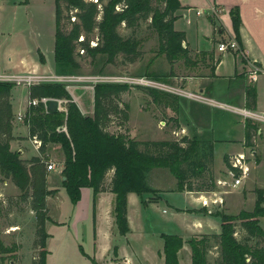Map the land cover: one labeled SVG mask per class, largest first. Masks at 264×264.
<instances>
[{
	"label": "trees",
	"instance_id": "16d2710c",
	"mask_svg": "<svg viewBox=\"0 0 264 264\" xmlns=\"http://www.w3.org/2000/svg\"><path fill=\"white\" fill-rule=\"evenodd\" d=\"M96 1L98 3L100 0ZM119 7L120 10L116 11ZM54 9V61L55 73L58 75H76L75 72L80 70V64L75 58L79 57L76 53L79 47L84 51L85 57L91 60L105 56L106 63L112 64L117 60V56L121 55L125 63H136L141 55L139 42L132 38L119 37L116 30L121 23L127 28H135L139 19L148 17L150 26L157 35V52L166 58L171 69L179 60L186 66L193 63L189 57L190 52L184 47V33L174 30L176 13L182 9L178 0H109L103 6L98 23L96 18L100 12L91 0H54ZM72 16L75 17V22H70ZM231 17L237 35L241 26L237 9L231 11ZM61 21H67L66 23L72 26L69 33L62 30ZM95 29L101 37L96 46L90 47L87 37L83 42L77 43L82 34L86 36ZM169 75L173 76V72L170 71ZM14 86L11 83H0V177L2 181L9 180L17 188L19 199L29 201L30 209L34 213L35 247L40 249L36 264H45L47 255L45 247L49 235L45 232V224L51 219L48 216L46 198L57 193L48 190L46 182L48 163L43 156L49 145L59 144L63 150L65 167L62 176L65 177L69 191L74 194L73 200L76 201L78 189L84 187H92L93 196L108 191L115 195L113 214L117 230L123 236L129 232L127 194L133 193L141 197L142 205H145L144 195L157 193L147 184L146 175L152 169H167L175 178L176 191L179 192H212L214 189L212 143L189 140L186 137L176 141L137 142L131 140L126 133L113 134L109 131L114 118H119L123 126L129 120L128 104L121 103L123 94L130 89L126 84L95 85L94 114L89 117L83 115L74 103L69 102L67 114H47L44 106L46 99H71L65 86H29V103L23 123L27 127L28 138L38 143L40 155L28 161L20 160L19 155L9 148V142L13 140L11 130L14 120L10 92ZM246 90L248 105H252L255 103L256 91L251 87ZM32 102L36 104L32 105ZM245 122V139L250 146L251 137L258 128L248 121ZM63 124L68 129V137L57 130ZM121 125H118V128L124 129ZM223 160L228 172L234 177H239L240 171L232 167L233 159L225 156ZM90 165L93 167V173L91 180H88L86 171ZM110 170H113V175L106 185V175ZM204 174L207 177H204ZM254 193L256 201L252 212L230 216L215 212L213 215L220 221L221 233L196 236L186 242L191 249V264H211L207 262L206 256L210 247L209 241L213 239H217L221 247L220 260L214 264H264V231L258 226L257 220L264 219V193L260 190ZM1 211L0 200V215ZM234 221L240 223L241 231L245 235L243 242L237 241L234 236ZM161 239L164 264H178V253L183 248V239L166 234H162ZM250 239H257L259 243L249 245ZM246 259H249L248 262ZM92 264L98 263L93 260Z\"/></svg>",
	"mask_w": 264,
	"mask_h": 264
},
{
	"label": "crops",
	"instance_id": "0c3cea01",
	"mask_svg": "<svg viewBox=\"0 0 264 264\" xmlns=\"http://www.w3.org/2000/svg\"><path fill=\"white\" fill-rule=\"evenodd\" d=\"M178 2L182 9L176 13L177 19L173 22L174 30L184 33L186 40L184 47H187L190 52L189 57H191L193 63L186 66L182 60H179L174 63L171 69L166 58L160 54L148 61L145 67L146 70L153 68L156 73L158 72L162 76L167 74L168 77L170 71H172L173 76H170L169 79L171 78L172 83L175 84L173 86L165 85L168 89L162 90L161 98L157 102L152 101L155 98L156 91L148 89L147 93L144 94L147 98V104L142 110L149 113L150 120L156 126H163V124H159L160 122H163L164 126L167 124L170 139L161 141H176L186 137L189 140L212 143L213 151L218 143H227L229 148L224 157L242 158L244 160L243 164L247 166L246 177L238 186L241 187L237 193L240 205L236 212L230 211L223 197L229 194L230 189H237V187H232L233 178L225 167L219 171L220 176H213L216 184L212 192L176 191L175 178V185L171 186L170 189L151 188L148 179L149 172L151 174L163 168L152 169L147 173L148 186L160 194V198L156 201H150L149 197L144 195L146 204L143 206V210L163 200L168 209H162L161 212L169 215L165 223L169 226L170 231L166 235L180 236L184 241L183 248L178 253V264H191V249L186 242L196 236H212L221 233L220 221L213 215L215 212H221L229 216L238 215L241 212H252L256 201V193L254 192L260 190L264 193V0H178ZM233 9L238 10L239 21H241L237 35L234 32L231 17ZM214 10L219 11V14L214 15ZM197 12H200V14L197 15ZM54 34L55 26L51 31V43L49 40L44 43L41 40V44L44 45L42 47L40 44H35L31 48V45H25V50L2 49L0 52V74L17 76L36 73L53 74L55 72ZM225 41H235L238 49L219 53L217 45ZM196 56H200L201 60L196 61ZM156 62L162 65L160 70L158 67H154ZM177 66H180L182 70L180 74L174 72ZM253 69H261L255 81L250 78ZM248 87L256 91L255 103L252 105H248L247 101L246 89ZM65 89L83 115L89 117L94 114L93 87L78 88L72 86ZM186 90L200 94L201 97L203 96V100L188 98L185 95L191 94L187 93ZM48 100L51 99H46V101ZM58 102V106L62 110L61 100H58ZM28 103L27 86L19 85L11 90L10 105L14 120L11 130L13 140L9 142V148L12 152L17 153L19 159L23 161H28L40 155L38 146L28 138L27 127L23 123ZM82 105L85 106L84 109L87 112L82 110ZM244 111L254 115L255 118L242 116L241 113ZM185 114L190 122H181ZM20 115L22 120L18 121ZM129 121L130 113L127 124ZM245 121L258 128V131L251 137L250 146L245 139ZM216 127L224 130L223 140H216L207 135L214 131ZM57 130L61 131L62 129ZM127 134L131 137L129 129ZM49 146L43 157L47 160V163L56 162L50 158ZM53 147L61 151L58 144L53 145ZM60 158H63V156ZM61 161V159L57 161L59 168L57 166L56 169L47 174L48 190L57 191L54 184L58 178H61L63 172ZM112 175L113 170H110L106 175L107 183L110 182ZM8 182L9 180H4L2 183L5 186L9 184ZM51 183L52 186L50 187ZM12 186L14 190H17L14 185ZM108 194L112 197L109 198L112 200L109 208L111 215L115 195L109 191L99 193L101 196ZM177 194L184 198L183 205L175 200ZM134 195L128 193L126 196L129 232L125 236H120L116 231L117 235L122 238L124 246L114 247L118 250L123 248L126 251L129 250L125 255L115 256L112 264H149L153 262L152 257L154 255L150 257L146 251L149 248L144 246L141 249L130 244L129 235L132 232L130 205L134 206L137 201ZM247 201L253 204L251 211L243 209ZM110 217L112 226H114L113 215ZM161 235L158 236L160 239ZM157 257L164 262L163 248L162 252L157 253Z\"/></svg>",
	"mask_w": 264,
	"mask_h": 264
},
{
	"label": "rangeland",
	"instance_id": "374dc122",
	"mask_svg": "<svg viewBox=\"0 0 264 264\" xmlns=\"http://www.w3.org/2000/svg\"><path fill=\"white\" fill-rule=\"evenodd\" d=\"M91 1L97 5L100 12L96 18V22L98 23L102 16L101 11L103 10V6L106 5L109 0H100L98 3H96V0ZM53 8L54 0H0V52L2 49L11 48L25 50V45H31V48L35 44H40L42 47L44 45L41 44V40L43 43L48 40L51 43V31L54 28L53 25L55 22ZM63 8L64 5L62 6V9ZM119 10L120 7L116 11ZM72 14L74 15V11ZM65 15H67V13H65ZM66 22L67 21H61L62 30L65 33H69L72 26ZM137 24V27L130 29L127 28L125 24L121 23L116 30L119 37L132 38L139 42V51L141 55L136 63H125L121 55H118L116 58L117 60L112 64L106 63L105 56H98L94 60H91L85 57V53L83 55L79 54L81 49L79 47L76 50L79 57L75 58L80 64V70L75 72V74L87 78L92 77L95 80L99 79L98 77H124L132 79L146 77L155 83L173 86L175 83H172L171 78L169 79V77L166 76L167 74H163L164 76H162L158 74V72L156 73L153 68L146 70L145 67L148 61L158 54L157 35L150 26L149 17L147 19H139ZM82 37L83 40L85 37L88 38L90 47H92L90 41L97 45V43H99L98 41L101 40L97 29L86 36L82 34ZM77 43H79L78 40ZM199 60H201V57L196 56V61ZM154 67H158L160 70L162 65L156 62ZM181 71L180 66L174 69L175 73L180 74ZM54 74L56 73L54 72ZM110 81L112 80L99 79L97 83L88 81L85 85L72 84L66 87L71 88L72 86H76L78 88H94L97 84H114ZM20 85L26 86V84L23 83ZM128 86L130 89L123 94L121 103L122 105L128 104L130 113L129 126L127 123H125L124 126L121 125V120L119 118H114V123L109 127V131L113 134L124 135L125 133L127 134L129 129L132 138L130 135H127L131 140H136L137 142L141 140L158 142L161 140H169L170 136L168 135L167 124L165 126L164 124L163 126H156V124L150 120L149 113L142 110L147 104V98L144 94H146L147 90L150 88L143 89L141 86ZM14 87H16V85ZM152 90L156 91L155 98L152 99V101L157 102L161 98L162 90ZM186 92L190 94L195 93L189 90H186ZM68 102L74 103L72 98L68 101L61 100L62 110L64 111L60 108L58 112L67 114ZM81 107L84 112H87L84 109V105ZM181 122H190V119L185 114ZM159 124L161 125L162 123L160 122ZM118 125L123 126L122 128L124 129L118 128ZM60 129H62L61 132L68 137L66 125L63 124ZM223 131L224 130L219 127H216L214 131H211L207 135L216 140H223ZM49 147L50 149L48 152L50 158L56 161L49 162V164H54L57 167V161L61 159L64 169L65 158L60 145L61 151L53 147V145ZM228 148L229 144L227 143H218L214 148V166H212L213 176H220L219 171L224 167L226 168L223 158ZM61 156H63V158H60ZM59 167L60 166H58V168ZM214 167L217 172L214 171ZM86 172L87 179L91 180L93 167L90 165ZM152 173L150 174L149 172L148 176L149 184L152 186L151 188L170 189L171 186L175 185L174 178H172L167 169H159ZM56 174L55 172V175ZM204 177L207 176L204 174ZM2 180L3 179L0 177V200L2 201V211L0 215V264H36L40 249L35 247L36 220L34 213L30 209L29 201L19 199L20 193L18 190H14L13 184L9 181V184L4 186ZM108 183H106V185H108ZM207 184L209 183L207 182ZM51 186L52 183L50 184V187ZM54 187L57 190L56 195L47 197V211L51 221L45 224V232L49 235L45 247V251H47L45 264H92L93 260L98 264H112L115 256L128 253L127 251L129 249L126 251L124 248L121 250L114 248L115 246H124V244H122V238H120V236L123 235L117 230L115 214H113L115 201L111 211L114 226H112L111 223L109 208L112 200L109 198L112 197L110 194L103 196L97 194L93 196L92 187H84L78 189L75 201L72 197L73 193L71 194L69 191L65 177L62 175L61 178L56 180ZM240 189L241 187L230 189L229 194L223 196L228 208L232 212H236L239 209L240 202L237 193ZM146 196L149 197L150 201H156L160 198V194L158 193H151ZM134 197H136L137 201L134 206L130 205L132 231L130 233L131 235H129L131 240L130 244L141 249L144 246L149 248V250L146 249L149 256L152 257L151 255H154L152 257L153 262L149 260V264H164L163 260L157 257V253L162 252L163 244V241L158 236L163 233L167 234L170 231L169 226L165 223L169 215L161 212L162 209L167 210L168 208L163 200H160L159 203L155 205L152 204L148 209L143 210L144 205L141 203V198L136 194ZM175 200L182 205L185 202L184 198L178 194ZM252 206L253 204L247 201L243 209L245 211H251L253 208ZM257 220L259 221L258 226L264 231V219L257 218ZM232 223L236 230L234 234L236 240L243 242L245 235L241 231L240 223L238 221ZM116 231L120 236L117 235ZM257 243H259L257 239H250L248 242V244L252 246ZM259 245H261V243ZM208 246L210 247L206 259L209 263L214 264V262L220 260L221 247L217 239L210 240Z\"/></svg>",
	"mask_w": 264,
	"mask_h": 264
},
{
	"label": "built area",
	"instance_id": "2783aa9c",
	"mask_svg": "<svg viewBox=\"0 0 264 264\" xmlns=\"http://www.w3.org/2000/svg\"><path fill=\"white\" fill-rule=\"evenodd\" d=\"M200 12H197V15H199ZM214 15L219 14V11L214 10L213 11ZM71 22H75V17L72 16L71 17ZM78 42H83V37L80 36L78 38ZM91 45L94 47L96 46V44H93L94 42H91ZM238 49L237 43L235 41H225V42H220L217 45V51L219 53H225L228 51H236ZM80 55L84 54V51L82 49H80L79 51ZM261 69H253L252 73L250 74V78L252 81H255L257 74L260 73ZM99 79H111L114 84H118V85H122V84H126V85H135L138 87H143V88H150V89H158V90H167L168 88L163 85V84H159V83H155L154 81H151L150 79L146 78V77H139V79H132V78H114V77H108V78H100ZM95 80L92 77H82V76H77V75H70V76H62V75H58V74H26V75H10V74H5V73H1L0 74V83H11L13 85L19 86L20 84H26L27 87L32 86V85H36V84H60V85H64L65 88H68L66 86L68 85H72V84H76V85H85L88 83V81L97 83V81L99 80ZM184 95V94H183ZM188 98H194L197 100H203V98L198 95V94H194L192 93L191 95H185ZM36 102H32V105H35ZM242 116L245 117H250V118H255L254 115L248 113L247 111H244L241 113ZM22 120V116L20 115L18 117V121ZM34 143L38 146V143L36 141H34ZM232 167L236 168L240 171V175L239 177H234L231 172L230 175L233 178V183H232V187L236 188L239 185H241L242 180L246 177L247 174V166H245L243 164V159L242 158H232ZM54 169H56V166L54 164H49L48 163V167H47V171H53ZM249 259H246V262H248Z\"/></svg>",
	"mask_w": 264,
	"mask_h": 264
},
{
	"label": "water",
	"instance_id": "95a60500",
	"mask_svg": "<svg viewBox=\"0 0 264 264\" xmlns=\"http://www.w3.org/2000/svg\"><path fill=\"white\" fill-rule=\"evenodd\" d=\"M58 104H59V102L56 99L46 101L44 103L45 112L47 114H54L55 112L60 111V108H59ZM162 124H164V123L162 122Z\"/></svg>",
	"mask_w": 264,
	"mask_h": 264
}]
</instances>
